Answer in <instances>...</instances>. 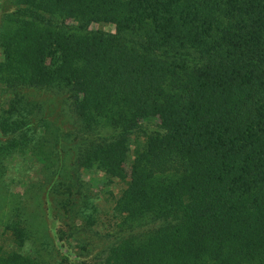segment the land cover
Returning <instances> with one entry per match:
<instances>
[{
	"label": "trees",
	"instance_id": "trees-1",
	"mask_svg": "<svg viewBox=\"0 0 264 264\" xmlns=\"http://www.w3.org/2000/svg\"><path fill=\"white\" fill-rule=\"evenodd\" d=\"M55 7L76 21L70 37L55 39L57 71L89 123L121 136L144 120L161 125L133 153L130 172L125 142L91 145L79 159L80 171L126 181L117 201L124 224L150 222L126 233L105 264H264V0Z\"/></svg>",
	"mask_w": 264,
	"mask_h": 264
},
{
	"label": "rangeland",
	"instance_id": "rangeland-1",
	"mask_svg": "<svg viewBox=\"0 0 264 264\" xmlns=\"http://www.w3.org/2000/svg\"><path fill=\"white\" fill-rule=\"evenodd\" d=\"M55 4L0 0V264L20 255L31 264H105L126 233L150 226L123 223L117 201L126 181L78 167L91 145L125 142L130 172L160 121L144 120L132 136L89 123L70 77L57 71L55 39L70 37L76 21ZM90 27L116 32L113 23ZM47 29L52 48L42 40Z\"/></svg>",
	"mask_w": 264,
	"mask_h": 264
}]
</instances>
